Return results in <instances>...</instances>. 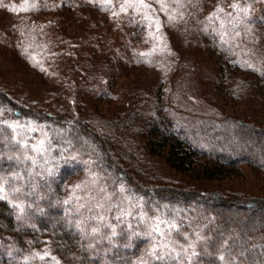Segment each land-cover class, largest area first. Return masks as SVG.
Returning a JSON list of instances; mask_svg holds the SVG:
<instances>
[{
    "label": "trees",
    "instance_id": "16d2710c",
    "mask_svg": "<svg viewBox=\"0 0 264 264\" xmlns=\"http://www.w3.org/2000/svg\"><path fill=\"white\" fill-rule=\"evenodd\" d=\"M245 1L263 4L253 19L264 23V0ZM108 52L104 46L98 64L78 69L102 86L96 97L109 96ZM250 60L238 54L234 65L260 70ZM159 88L132 91L122 111L114 106L108 114L100 106L54 109L0 87V186L10 195L0 199V262L56 264V256L64 264H264V199L164 174L197 163L200 181L246 165L264 178V114L192 112L168 106ZM162 107L166 114L157 112ZM39 129L45 133L36 140ZM78 172L93 176L84 189L102 186L95 201L80 204L77 192L63 193ZM121 193L123 203L114 199ZM157 220L183 243L191 237L186 254L162 246V229L148 226Z\"/></svg>",
    "mask_w": 264,
    "mask_h": 264
},
{
    "label": "rangeland",
    "instance_id": "374dc122",
    "mask_svg": "<svg viewBox=\"0 0 264 264\" xmlns=\"http://www.w3.org/2000/svg\"><path fill=\"white\" fill-rule=\"evenodd\" d=\"M261 6L245 0H0V87L21 99L76 112L92 106L108 114L114 106L122 111L132 91L160 87L158 98L168 106L180 103L192 112L224 114L254 108L264 114V76L258 72L264 69V23L253 19ZM104 46L113 65L103 75L109 96L96 97L102 86L94 88L78 69L98 64ZM238 54L249 56L260 70L235 66ZM182 92L187 95L183 103ZM71 101L75 108L69 107ZM157 112L166 114L163 107ZM39 131L36 140L45 133ZM192 165L164 174L183 185L264 199V178L250 166L200 181L198 164ZM90 178L78 172L65 181L63 193L77 192L80 204L96 199L102 186L84 189ZM125 194L114 199L123 203ZM0 195L10 197L1 186ZM151 221L155 232L162 229V246L169 251L186 254L193 245L191 237L183 243L170 234L167 223Z\"/></svg>",
    "mask_w": 264,
    "mask_h": 264
},
{
    "label": "snow or ice",
    "instance_id": "6c2138e0",
    "mask_svg": "<svg viewBox=\"0 0 264 264\" xmlns=\"http://www.w3.org/2000/svg\"><path fill=\"white\" fill-rule=\"evenodd\" d=\"M141 2H143V0H141ZM0 199H3V196H0Z\"/></svg>",
    "mask_w": 264,
    "mask_h": 264
}]
</instances>
